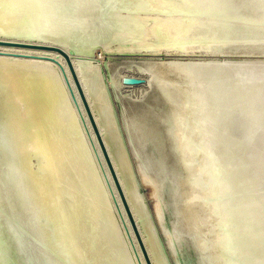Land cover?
I'll use <instances>...</instances> for the list:
<instances>
[{"label":"rangeland","instance_id":"374dc122","mask_svg":"<svg viewBox=\"0 0 264 264\" xmlns=\"http://www.w3.org/2000/svg\"><path fill=\"white\" fill-rule=\"evenodd\" d=\"M158 1L95 0L94 14L100 45L91 48L92 55L70 52L72 63L77 71L103 143L106 144L110 159L125 192L127 202L131 207L134 220L137 222L152 264H259L261 259L254 262L256 259H254L252 251L250 253V250L248 251V248L243 246L246 245L244 240L241 241L242 244L239 243L240 250L243 252H240L242 256L240 255V259H236L237 262L232 263L234 257L225 250L221 238L227 224L233 221L231 222L226 216H222L216 202L218 199L213 195V188L210 184L211 174L208 169H210L211 162L209 161L217 159L209 160L200 157L201 160L198 157L193 159L196 157L193 155V158L187 160L189 154L186 148H188L189 143L193 142L188 138V135L185 136L186 133H181L184 132L181 128L180 133L185 136L184 139L187 141L180 144L175 126L172 124L174 115L171 110H174L175 104L180 103L178 102L180 99L186 102L185 106L187 107L186 97L190 92V86L188 79L181 72L182 70L177 68V66H181L180 69L184 67V72L191 74L192 78L195 73V78H190V80L197 87V94H199L198 96L206 110L202 125L207 132L206 134L212 140L211 145L216 143L215 147L213 146L214 150L220 152L221 162L218 160L219 167L222 171L224 169V172L226 170L225 180L228 182L226 183L231 185V182L234 184L236 181L231 188V191H235L233 196L235 199L233 198L232 204L235 207L234 210L237 211L234 221L237 220L242 224L245 219L242 220L241 218L246 213L256 211L257 206L260 207L262 203L264 204V144H262V140L264 143V135L261 136V134H264V114H262L264 113V0H184L193 3V6L188 5L192 7V9L188 8L190 10L186 9L189 2L185 5L183 0H171L170 4L168 3L170 0ZM173 3L176 4L172 5ZM180 4L185 6L183 10L181 9L182 13L179 11V8L182 7ZM170 5L171 7H169ZM168 7L171 10L174 9L173 13L171 10L166 9ZM193 7L196 9H193ZM185 9L186 12H184ZM192 10L194 13H191ZM222 10L224 11L222 12ZM142 15L147 16L148 23L141 20ZM178 15L182 18L175 17ZM192 17L194 18L192 19ZM181 19L182 23L183 21L189 22L188 24H191L192 27L188 26L187 30L186 26L181 25ZM138 20H140V23L142 21L141 26ZM153 20L158 21L155 23L156 21ZM161 22L164 23L162 27H160ZM166 22L171 23L168 26L169 28L166 26L168 29L165 27ZM179 25L184 27L183 30H186V32L182 31V27H180L181 30L178 29L177 26ZM147 26H152V29L146 36L144 33L146 34ZM138 27L139 29H137ZM171 27H173V30ZM142 28L146 29L143 30ZM138 30H142L141 32L144 33ZM214 36L216 39H214ZM211 37L213 38L212 41H215L212 46L198 47L196 45L200 41L211 40ZM23 52L24 49L1 48L0 58L38 62L31 58L16 57L12 54ZM26 52L49 55L64 65L63 60L56 52H54L55 54L52 52V54L39 50L38 53L25 50ZM40 64L46 65L52 71L56 70L55 67L45 62ZM172 64L176 67L174 68ZM205 64H208V66ZM53 65L57 67L60 80L66 88L64 90L70 106L74 110V114L78 116L83 135L81 136L82 140L84 139V145L89 149L87 152L90 154L89 157L92 158V163L94 162L96 175L100 178L102 190L105 193L119 232L121 231L120 235L124 240L132 264H144L141 261L142 255L138 250L135 238H133L129 223L127 222L130 235H128L123 222H121L113 199L115 193L119 201L117 192L114 190L111 177L107 174L101 152L98 151L93 135L91 136V128L88 129L89 122L84 115L86 125L83 123L77 102L70 95L68 84L61 69L56 64ZM190 66H194V69H190ZM197 66L203 69L200 68L199 70ZM57 70L54 72L56 73ZM191 70L195 72L193 71V73ZM67 75L69 76L68 72ZM124 76H137L142 78L144 82L134 85L126 84L121 81ZM197 78L202 81L196 80ZM200 81L201 83H199ZM200 85L202 88H200ZM201 90L203 91L202 94H200ZM212 90L214 94L211 93ZM222 93L227 94L224 96ZM209 95L210 100L208 99ZM214 95L219 97L215 98ZM205 97L208 101L205 100ZM212 97H214V100ZM211 100L213 105L210 103ZM251 100H254L255 103ZM77 101L83 113L78 98ZM243 101L244 103H242ZM150 105H154L155 108H158L157 111L161 110L162 113H156V116L152 118L155 120V125L152 126L149 133L148 131L146 133L143 132V124L146 118L139 116V114L147 111ZM254 107L257 109L256 111ZM213 108L215 112H213ZM182 109V112L178 110L176 119L181 118L183 115H186L183 118L190 117L187 108L183 107ZM232 116L233 118H230ZM235 119L237 122H235ZM220 122L225 123L222 125ZM256 128L263 129L261 131ZM186 129L192 131L191 127L186 126ZM221 130L222 132H220ZM258 132L260 133L258 134ZM219 133H222L220 134L222 136ZM210 135H213V138ZM257 137L259 139L262 137V139L259 140ZM235 153L238 156H235L237 155ZM199 160L201 165L197 164L200 162ZM224 160H228V162L225 163ZM198 169L203 175L199 174ZM197 173L199 175H196ZM203 176L206 182L210 180L207 185L205 179L202 178ZM109 183L112 184L114 193L111 191ZM191 185H193L196 192L192 193ZM209 185L210 187L207 188ZM241 187H243L242 190ZM201 190H208V193L203 192L200 194ZM240 194L248 196L243 197ZM251 201L254 204H251ZM240 205L242 206L239 207ZM119 207H121L120 203ZM121 209L123 211V207ZM208 212L211 214L209 215ZM258 255L259 253L256 257Z\"/></svg>","mask_w":264,"mask_h":264},{"label":"water","instance_id":"95a60500","mask_svg":"<svg viewBox=\"0 0 264 264\" xmlns=\"http://www.w3.org/2000/svg\"><path fill=\"white\" fill-rule=\"evenodd\" d=\"M94 8L95 0H0V48L62 56L143 262L152 264L69 54L100 45ZM233 222L223 245L242 241ZM0 264H132L55 72L8 58H0Z\"/></svg>","mask_w":264,"mask_h":264},{"label":"bare ground","instance_id":"6f19581e","mask_svg":"<svg viewBox=\"0 0 264 264\" xmlns=\"http://www.w3.org/2000/svg\"><path fill=\"white\" fill-rule=\"evenodd\" d=\"M133 1V0H132ZM143 1V0H142ZM152 1H154V2H156V1H158V0H152ZM162 1V0H161ZM177 1V0H176ZM184 1V0H183ZM192 1V0H191ZM191 1H187V2H185V5H186V3H188L187 4V6L188 5H191V6H193V3L191 2ZM212 1V0H211ZM130 2V1H129ZM146 2V1H145ZM144 2V3H145ZM159 2V1H158ZM163 2V1H162ZM175 2V1H174ZM179 2V1H178ZM216 2V1H215ZM160 3V2H159ZM169 4L171 3V0H170V2H168ZM192 3V4H191ZM196 3V2H195ZM174 4H176V3H173L172 5H174ZM200 4H201V2H200ZM213 4V3H212ZM181 6H182V4H180ZM179 5V6H180ZM203 5V4H202ZM178 6V7H179ZM191 6H188V7H186V9H188L189 7H190V9H192V7ZM196 6V5H195ZM200 6V5H199ZM225 6V5H224ZM135 7V6H134ZM169 7H171V5L169 6ZM166 8V9H168V10H171L170 8ZM183 7H185V6H182V7H180L179 9V11H180V13H182L181 12V9L183 10L184 8ZM219 7V6H218ZM226 7V6H225ZM157 8V7H156ZM174 8H176V7H174ZM195 7H193V9H194ZM197 8H198V4H197ZM201 8V7H200ZM222 8H224V7H222ZM161 9V8H160ZM164 9V8H163ZM186 9H185V11L184 12H186ZM190 9H188V10H190ZM196 9V8H195ZM206 9V8H205ZM158 10V9H157ZM165 10V9H164ZM173 10L174 9H172L171 11H172V13H173ZM177 12H178V10L177 9H175ZM187 10V11H188ZM219 10V9H218ZM176 11H174V12H176ZM196 11V10H195ZM204 11V10H203ZM224 10H222V12H223ZM164 12V11H163ZM191 12V11H190ZM202 12V11H201ZM167 13V12H166ZM189 13V12H188ZM191 13H194V11L192 10V12ZM196 13V12H195ZM227 13H228V11H227ZM143 14V13H142ZM199 14H201V13H199ZM198 14V15H199ZM145 15V14H144ZM162 15V14H161ZM180 15V14H179ZM175 16V17H177L178 19H180L179 17H181L182 18V16ZM197 15V14H196ZM218 15V14H217ZM224 16H225V14H223ZM230 15V14H229ZM129 16V15H128ZM151 16V15H150ZM163 16V15H162ZM165 16V15H164ZM174 16V15H173ZM200 16H202V15H200ZM221 16V15H220ZM134 17V16H133ZM141 17V16H140ZM153 17V16H152ZM151 17V18H152ZM185 17V16H184ZM188 17V16H187ZM191 17V16H190ZM189 17V18H190ZM195 17V16H194ZM194 17H192V19L194 18ZM197 17V16H196ZM227 17H228V14H227ZM158 18V17H157ZM166 18H168V17H166ZM188 18V19H189ZM129 19V18H128ZM176 19V18H175ZM187 19V20H188ZM196 19V18H195ZM141 20L144 22L145 21V23H148V21H147V16H143L142 15V17H141ZM173 20V19H172ZM203 20V19H202ZM224 20V19H223ZM129 21V20H128ZM142 21H141V23H142ZM154 22L156 21V20H153ZM158 21V20H157ZM157 21L155 22V23H157ZM169 21H170V17H169ZM185 21H186V19H185ZM225 21V20H224ZM132 22V21H131ZM130 22V23H131ZM138 22H139V24H140V26L142 25L141 23H140V20H138ZM159 22H160V20H159ZM158 22V23H159ZM175 22V21H174ZM180 22V21H179ZM196 22V21H195ZM154 23V24H155ZM162 23V22H161ZM181 23H182V19H181ZM184 23H186V24H184ZM189 22H184L183 21V23L181 24L182 26L184 25V26H186V29L188 30V26H190V27H192L191 26V24H188ZM194 23V22H193ZM197 23V22H196ZM134 24V23H133ZM132 24V25H133ZM171 24V23H170ZM169 24V22H166L165 23V27L167 26H169L170 25ZM180 24V23H179ZM188 24V25H187ZM224 24V23H223ZM127 25H129V24H127ZM164 25V23H162V25L160 26V27H162ZM172 25H173V23H172ZM174 25H176V24H174ZM193 25H196V24H193ZM203 25V24H202ZM221 25V24H220ZM135 26V25H134ZM182 26H177L178 27V29L180 28V27H182ZM197 26V25H196ZM206 26H208V25H206ZM129 27H131V26H129ZM128 27V28H129ZM148 28H147V30H146V34L144 33V32H141L142 30H138V31H140L141 33H144V35H146L147 36V34H148V32L150 31V29H152L151 27H149V26H147ZM156 27H158V26H156ZM166 27V28H167ZM174 27V26H173ZM173 27H171L172 28V30H173ZM134 28V27H133ZM164 28V27H163ZM166 28H165V30H166ZM169 28V27H168ZM167 28V29H168ZM136 29V28H135ZM137 29H139V27L137 28ZM136 29V30H137ZM143 30H145L144 28H142ZM184 29V27H182V31H184L183 30ZM197 29H198V27H197ZM134 30V29H133ZM159 30V29H158ZM164 30V29H163ZM180 30H181V28H180ZM131 31H132V29H131ZM179 31V30H178ZM177 31V32H178ZM140 32H139V34H140ZM159 32V31H158ZM168 32H169V30H168ZM184 32H186V30L184 31ZM155 33V32H154ZM187 34H188V32H187ZM172 35H174V34H172ZM143 36V35H142ZM146 36H144V37H146ZM203 36V35H202ZM143 38V37H142ZM212 38V37H211ZM210 38V39H211ZM214 39H216L215 38V36H214ZM220 39V38H219ZM213 40V38L211 39V40H203V41H200L198 44H196L198 47H206V46H212L213 44H214V42L215 41H212ZM140 42V41H139ZM232 42V41H231ZM137 43V42H136ZM219 44H221V43H219ZM218 44V45H219ZM197 46H195V47H197ZM220 47V46H219ZM210 48V47H209ZM1 49V48H0ZM4 49V48H3ZM7 49H10V48H7ZM211 49V48H210ZM14 50V49H13ZM16 50V49H15ZM39 51H43V50H39ZM24 52H25V50H24ZM37 53H38V51H36ZM48 52H50V51H45V53H48ZM55 52V51H54ZM53 52V53H54ZM26 53H28V52H26ZM50 53H52V52H50ZM52 53V54H53ZM57 53V52H56ZM29 54H34L33 52L32 53H30L29 52ZM36 54V53H35ZM38 54H41V53H38ZM55 54V53H54ZM59 56H60V59H62L63 60V63H64V65H62L57 59V62H51V61H48V60H44V59H34V58H31V59H34V60H37L38 62L37 63H42V62H45V63H47V64H49V65H52L53 67H55L56 68V70H57V67L56 66H54L53 64H56L60 69H61V71H62V73H63V75H64V79H65V81L67 82V84H68V89H69V92H70V95L75 99V101L77 102V105H78V108H79V112L81 113V117H82V121H83V123L86 125V120H85V118L87 119V121H88V118H87V115H86V113L85 112H81V109H80V104H78V101H77V98L80 100V98L78 97V94H77V92H76V89H75V86H74V83H73V85H72V80H71V78H69L70 77V75L68 76L67 75V72H68V69H67V67H66V64H65V61H64V59L62 58V56L59 54V53H57ZM58 56V57H59ZM11 58V57H10ZM41 60H43V61H41ZM25 61H27V60H25ZM41 61V62H40ZM33 62H35V61H33ZM229 63V62H228ZM182 64V63H181ZM188 65V64H187ZM189 65H192V64H189ZM197 65V64H196ZM205 65H207L208 66V64H205ZM234 65V64H233ZM66 68H65V67ZM172 66L175 68L176 67V65H174V64H172ZM182 66H184V64H182ZM199 66V65H198ZM197 66V67H198ZM203 66V65H202ZM206 66V67H207ZM229 66V65H228ZM188 67V66H187ZM194 67V66H193ZM193 67H189L190 69L192 68V69H194ZM196 67V66H195ZM177 68H179V70H182L181 72H183L184 73V75H185V77H186V79H188V82H189V86H190V92L187 94V107L185 106L186 105V102L183 100V99H180L178 102H180L179 104H180V106H179V104L177 105V104H175L176 106H175V108H174V110H171L172 111V113H173V115H174V118H172V124H173V126H175L174 128H175V131H176V134H177V136H178V140H179V142H180V144H182L183 142L185 143L187 140H185L184 138H185V136H187L188 135V138H190L191 139V141L193 142V143H189L188 144V148H186L188 151V154L189 155H187V156H189V158L187 157V160H189V159H191V158H193V155L194 156H196L195 158H193V159H196L197 157L199 158H207V159H209V160H214L215 158L217 159V160H214V161H209V162H211V164H210V169H208L209 170V172H210V174H211V188H213V195L218 199L216 202H217V206H219V209H220V212H221V214H222V216H226L231 222L232 221H234L235 219H236V216H237V211H235L234 209H235V207L233 206V200L235 199L233 196H234V190H232L231 191V188H232V182L230 183L231 185H229V184H227L228 182L225 180V175H226V170H225V172H224V169H223V171L220 169V167H219V161H220V157H221V155H220V152L218 153V151H216V149L214 150V145L216 144H214V145H211V143H212V140H210V138H209V136L206 134L207 132L204 130V126L202 125L203 124V117H204V115H205V112H206V110L204 109V104L202 103V100L199 98V94H197V87H195L194 85H193V81H191L190 80V78H192V75L191 74H188V72L186 73V72H184L185 71V69H184V67H182V69H180L181 68V66H177ZM199 68V70H200V68H202V67H198ZM197 68V69H198ZM225 68H227L226 66H225ZM203 69V68H202ZM201 69V70H202ZM205 69H207V68H205ZM56 70H53V71H56ZM187 70V69H186ZM233 70V69H232ZM192 71V70H191ZM194 71V70H193ZM192 71V72H193ZM197 71V70H196ZM195 72V71H194ZM193 72V73H194ZM192 73V74H193ZM56 74V76H57V78H58V81H59V83H61V86H62V89H63V92H64V95H65V98H67L66 96H67V94H66V92H65V90H64V85H63V83L61 82V78H60V74H59V72H58V70H57V72L55 73ZM68 74H69V72H68ZM247 74V73H246ZM194 75V77L192 78V79H194L195 78V73L193 74ZM191 76V77H190ZM242 76V75H241ZM240 76V77H241ZM246 77V76H245ZM248 77V76H247ZM199 78V77H198ZM196 79V80H201V79ZM250 78V77H249ZM70 79V80H69ZM251 79V78H250ZM242 80H244V79H242ZM252 80V79H251ZM185 81V80H184ZM202 81V80H201ZM201 81L199 82V83H201ZM252 82H253V80H252ZM252 82H251V84H252ZM197 83V85H199L198 84V82H196ZM248 83V82H247ZM187 84V83H186ZM244 84V83H243ZM161 85V84H160ZM202 85V84H201ZM201 85H200V88H202L201 87ZM216 86V85H215ZM219 86V85H218ZM249 86H251V85H249ZM161 87V86H160ZM183 87V86H182ZM199 87V86H198ZM217 87V86H216ZM205 88V87H204ZM220 88V87H219ZM66 89V88H65ZM185 89V88H184ZM187 89V88H186ZM199 89V88H198ZM218 89V88H217ZM221 89V88H220ZM75 90V91H74ZM164 90V89H163ZM203 90V89H202ZM201 90V91H202ZM206 90V89H205ZM211 90V89H210ZM214 90V89H213ZM212 90V94H214L213 91ZM216 90V89H215ZM223 90V89H222ZM216 92H218V91H216ZM222 92V91H221ZM220 92V93H221ZM169 93V92H168ZM203 93V91L200 93V94H202ZM210 93V94H211ZM69 94V93H68ZM207 94V93H206ZM205 94V95H206ZM209 94V93H208ZM211 94V95H212ZM216 94V93H215ZM223 94V93H222ZM225 94H227V93H225ZM225 94H223L224 96H225ZM76 95H77V98H76ZM184 95H185V93H184ZM220 95V94H219ZM171 96V95H170ZM208 96V95H207ZM213 96V95H212ZM218 96V95H217ZM217 96H215L214 95V97L216 98ZM223 96V97H224ZM245 96H247V95H245ZM256 96V95H255ZM254 96V97H255ZM214 97H212L213 98V100H214ZM219 97V96H218ZM244 97V96H243ZM258 97V96H257ZM204 98V97H203ZM210 98V95H209V97H208V99ZM222 98V97H221ZM226 98V97H225ZM224 98V99H225ZM228 98V97H227ZM244 98H247V97H244ZM249 98V97H248ZM72 99V98H71ZM240 99H242V98H240ZM205 100H207L206 99V97H205ZM210 100V99H209ZM215 100H217V99H215ZM227 100H230V99H227ZM244 100V99H243ZM250 100V99H249ZM257 100V99H256ZM255 100V101H256ZM67 101H68V98H67ZM208 101V100H207ZM245 101V100H244ZM244 101L242 102V103H244ZM247 101V100H246ZM252 101V100H251ZM74 102V101H73ZM80 102H81V100H80ZM79 102V103H80ZM162 102V101H161ZM177 102V101H176ZM176 102H174V103H176ZM215 102V101H214ZM217 102V101H216ZM253 103H255L254 102V100L252 101ZM164 103V102H163ZM211 104H212V100H211V102H210ZM241 103V104H242ZM247 103V102H246ZM250 103V102H249ZM68 104H69V108H70V111H71V114H73V116H74V119H75V122H76V125H77V128L79 129V131H80V134H81V136H83L82 135V131H81V129H80V123H79V119H78V116L76 115V114H74V110L71 108V106H70V102L68 101ZM95 104V103H94ZM206 104V103H205ZM239 104V103H238ZM74 105H75V103H74ZM81 105H82V103H81ZM98 105V104H97ZM210 105V104H209ZM213 105V104H212ZM217 106H219L218 104H216ZM215 105V106H216ZM96 106V105H95ZM221 106H222V104H221ZM247 106V105H246ZM99 107V106H98ZM183 107H185V108H187V112H189V115H190V117H188V118H183V116H186V115H183L181 118H178V119H176V115H177V113H178V110L180 111V112H182L183 111ZM210 107H211V105H210ZM248 107V106H247ZM97 108V107H96ZM179 108V109H178ZM224 108V107H223ZM249 108H251V107H249ZM82 109H83V106H82ZM98 109V108H97ZM178 109V110H177ZM209 109H211V108H209ZM215 109H217V108H215ZM254 109H255V111L257 110L255 107H254ZM77 110V109H76ZM158 110V108L156 107H154V105L152 106V105H150V107L147 109V111H145L144 113L142 112V113H140L139 114V116H144L146 119L144 120V124H143V132H146L147 133V131H148V133L150 132V130H151V128H152V126L153 125H155V120H153L152 118L153 117H155L156 116V113L157 112H161L162 113V111L160 110V111H157ZM222 110V109H221ZM83 111H84V109H83ZM209 111V110H208ZM212 111V110H211ZM224 111V110H223ZM213 112H215V110H214V108H213ZM220 112V111H219ZM218 112V113H219ZM242 112V111H241ZM258 112V111H257ZM212 113V112H211ZM261 113V112H260ZM259 113V114H260ZM181 114V113H180ZM213 114V113H212ZM215 114V113H214ZM225 114V113H224ZM251 114H252V112H251ZM258 114V115H259ZM262 114H264V113H262ZM84 115H85V118H84ZM230 115V114H229ZM179 116V115H178ZM215 116V115H214ZM224 116H226V115H224ZM211 117H213V116H211ZM221 117V116H220ZM229 117V116H228ZM133 118H134V116H133ZM216 118V117H215ZM230 118H233V116L232 117H230ZM230 118H227V119H230ZM236 118V117H235ZM135 119V118H134ZM209 119V118H208ZM208 119H206V120H208ZM241 119V118H240ZM262 119V118H261ZM211 120V119H210ZM215 120V119H214ZM236 120V119H235ZM237 120H238V118H237ZM237 120L235 121V122H237ZM263 121H264V119H263ZM263 121H262V123H263ZM89 122V121H88ZM207 122H209V120L207 121ZM211 122H213V121H211ZM217 122V121H216ZM223 122V121H222ZM225 122H226V120H225ZM224 122V123H225ZM234 122V121H233ZM234 122V123H235ZM241 123H242V121H240ZM239 122V123H240ZM224 123H221L220 122V124H224ZM229 123V122H228ZM233 123V124H234ZM244 123V122H243ZM260 123H261V121H260ZM82 124V123H81ZM148 124H150V125H148ZM216 124V123H215ZM218 124V123H217ZM216 124V125H217ZM245 124V123H244ZM208 125V124H207ZM230 125H231V123H230ZM235 125V124H234ZM183 126V127H182ZM186 126H188V128L189 127H191L192 128V131L190 130V131H188L187 129H186ZM214 127H215V125H213ZM219 126V125H218ZM240 126V125H239ZM258 126H260L259 124H258ZM264 126V125H263ZM83 127V126H82ZM208 127V126H207ZM217 127V126H216ZM219 127H222V126H219ZM243 127V126H242ZM257 127V126H256ZM91 127H90V124H88V129H90ZM181 128H183V130H184V132L182 131L181 133H186V135L184 136L183 134H181L180 133V129ZM213 128V127H212ZM259 128V127H258ZM264 128V127H263ZM262 128V129H263ZM83 129V128H82ZM217 129V128H216ZM257 129V128H256ZM262 129H257V130H261L262 131ZM211 130V129H210ZM209 130V131H210ZM218 130V129H217ZM256 130V131H257ZM85 131V130H84ZM90 131H91V136L93 135V139H94V142H95V144H96V146H97V148H98V151L100 152V148H99V145L97 144V141H96V139H95V136H94V133H93V130L92 129H90ZM255 131V132H256ZM218 132H219V130H218ZM220 132H222V130L220 131ZM229 133H231V132H229ZM260 132H258V134H259ZM264 133V132H263ZM220 134H222V133H219V135ZM223 135H225V134H223ZM264 134H261V136H263ZM87 136V135H86ZM211 136V138H213L212 136L213 135H210ZM220 136H222V135H220ZM231 136V135H230ZM226 137V136H225ZM84 138V137H83ZM218 138V137H217ZM229 138V137H228ZM246 138V137H245ZM258 138V137H257ZM256 138V139H257ZM264 138V137H263ZM214 139H215V137H214ZM213 139V140H214ZM223 139V138H222ZM259 139V138H258ZM260 139H262V137L260 138ZM259 139V140H260ZM88 140V139H87ZM220 140V139H219ZM227 140V139H226ZM216 141H218V140H216ZM222 141V140H221ZM232 141V140H231ZM89 142V141H88ZM257 142H258V140H257ZM83 143L85 144V141H84V139H83ZM220 143V142H219ZM235 143V142H234ZM250 143V142H249ZM187 144V143H186ZM221 144H222V142H221ZM220 144V145H221ZM223 144H224V140H223ZM222 144V145H223ZM261 144V143H260ZM262 144H264L263 143V140H262ZM185 145V144H184ZM226 145V144H225ZM258 145V144H257ZM91 146V145H90ZM214 146V147H213ZM259 146H261V145H259ZM264 146V145H263ZM220 147V146H219ZM219 147H217V148H219ZM223 147H224V145H223ZM235 147V146H234ZM248 147V146H247ZM262 147V146H261ZM87 148V147H86ZM91 148H92V146H91ZM237 148H239V147H237ZM236 148V149H237ZM221 149V148H220ZM223 149V148H222ZM225 150V149H224ZM241 150V149H240ZM239 150V151H240ZM243 150V149H242ZM87 151H89V149L87 148ZM92 151V150H91ZM186 151V150H185ZM262 151V150H261ZM186 152V153H187ZM248 152V151H247ZM185 153V152H184ZM93 154V153H92ZM235 154H237V153H235ZM88 155H90V154H88ZM94 155H95V153H94ZM99 155V154H98ZM185 155V154H184ZM252 155V154H251ZM254 155V154H253ZM102 156V155H101ZM225 156V155H224ZM223 156V157H224ZM230 156V155H229ZM232 156V155H231ZM230 156V157H231ZM235 156H238V154L237 155H235ZM249 156V155H248ZM258 156V155H257ZM226 157V156H225ZM228 157V156H227ZM234 157V156H233ZM232 157V158H233ZM241 157V156H240ZM243 157V156H242ZM91 158V157H90ZM199 158V159H200ZM235 159H236V157H234ZM96 159V158H95ZM186 159V158H185ZM200 159V160H201ZM241 159V158H240ZM244 159V158H243ZM248 159H249V157H248ZM90 160H92V158L90 159ZM102 160H103V158H102ZM199 160V161H200ZM219 160V161H218ZM104 161V160H103ZM193 161V160H192ZM195 161V160H194ZM198 161V162H199ZM231 161H234V160H231ZM98 162V161H97ZM221 162V161H220ZM224 162L226 163V162H228V160L227 161H225L224 160ZM223 162V163H224ZM230 162V161H229ZM234 162H236V161H234ZM187 163V162H186ZM194 163V162H193ZM201 163V161L199 162V163H197V164H200ZM246 163V162H245ZM228 164H230V163H228ZM239 164V163H238ZM243 164V163H242ZM93 165H94V162H93ZM201 165V164H200ZM203 165V164H202ZM234 165V164H233ZM237 165V164H236ZM245 165V164H244ZM243 165V166H244ZM104 166H106V164H105V161H104ZM230 166V165H229ZM197 167V166H196ZM198 167H199V169H200V171H201V168H200V166L198 165ZM238 167V166H237ZM246 167V166H245ZM245 167H244V169H245ZM95 168V167H94ZM222 168V167H221ZM199 169H198V172H199ZM229 169H230V167H229ZM238 169V168H237ZM106 170H107V167H106ZM196 170V169H195ZM231 171H232V169H230ZM197 171V170H196ZM202 171H203V169H202ZM101 172V171H100ZM194 173V172H193ZM204 173V172H203ZM206 173V172H205ZM204 173V174H205ZM232 173V172H231ZM96 174H97V172H96ZM107 174L109 175V173H108V170H107ZM199 174L200 175H203V174H201L200 172H199ZM198 173L196 174V175H199ZM207 174V173H206ZM244 174V173H243ZM195 175V176H196ZM208 175V174H207ZM206 175V176H207ZM229 175V174H228ZM232 175V174H231ZM236 175V174H235ZM237 176V175H236ZM241 176V175H240ZM244 176V175H243ZM246 177V176H245ZM99 178V177H98ZM202 178H204V176L202 177ZM202 178H200V180H202ZM209 178V177H208ZM236 178V177H235ZM242 178V177H241ZM100 179V178H99ZM194 179V178H193ZM195 179H196V177H195ZM205 179V178H204ZM104 180V179H103ZM112 180V179H111ZM208 180V179H207ZM228 180V179H227ZM202 181H204V180H202ZM208 181V182H209ZM193 182H194V180H193ZM208 182H206V179H205V184L207 185V183ZM227 182V183H226ZM235 183H236V181H235ZM234 183V184H235ZM243 183V182H242ZM113 184V183H112ZM112 184H110L109 183V185L111 186V191H113V189H112ZM192 184V183H191ZM202 184H203V182H202ZM233 184V185H234ZM103 185V184H102ZM230 186L229 188H228V186ZM239 186V185H238ZM245 186V185H244ZM251 186V185H250ZM114 187V186H113ZM196 187V186H195ZM210 187V185L207 187V188H209ZM239 188H240V186H239ZM242 188L243 187H241V190H242ZM246 188V187H245ZM191 189H192V193H194V191H195V189L193 188V185H191ZM196 189H198L197 187H196ZM235 189H236V187H235ZM251 189V188H250ZM115 190V189H114ZM199 190V189H198ZM197 190V191H198ZM210 190V189H209ZM245 190H248V189H245ZM244 190V191H245ZM208 191V190H207ZM207 191H200V194L201 193H203V192H207ZM117 192V191H116ZM196 192V191H195ZM199 192V191H198ZM211 192V191H210ZM237 192V191H236ZM246 192H248V191H246ZM113 193H114V191H113ZM205 193H204V195H205ZM208 193V192H207ZM212 193V192H211ZM230 193V194H229ZM242 193H244V192H242ZM248 193H250V192H248ZM240 195H243V197L246 195H244V194H240ZM251 195V194H250ZM114 197H113V199H114V203H115V206L117 207V209H118V214H119V216H120V219H121V222H123V225L125 226V229H126V232L128 233V235H130L129 234V226H128V224H127V219L124 217V215H125V213H124V210L122 211V209H121V207H119V201L117 200V198H116V196H115V193H114V195H113ZM196 196V195H195ZM246 196H248V195H246ZM117 197H118V194H117ZM109 198V197H108ZM215 198V199H216ZM234 198V199H233ZM237 198H239V197H237ZM246 198V197H245ZM253 198V197H252ZM255 198V197H254ZM107 199V198H106ZM260 201H261V199H259ZM235 201H237V200H235ZM240 201V200H239ZM242 201V200H241ZM253 201H254V199H253ZM238 202V201H237ZM248 202H249V200H248ZM254 202H256V201H254ZM258 202V201H257ZM212 204H213V202H211ZM244 203H245V201H244ZM260 203V202H259ZM219 204V205H218ZM248 204V203H247ZM250 204V203H249ZM251 204H254L252 201H251ZM250 204V205H251ZM264 204L262 203V206H257L258 208H257V210L256 211H253V212H248V214L246 213V215H244L241 219L243 220V219H245V220H243L242 221V229L240 230V232H239V234H240V236H242V240H244L245 241V243H246V245H243V246H246L247 248H248V251L250 250V253H251V251H252V255H253V257H254V259H256V260H254V262H256L258 259H261V261H260V263L259 264H264V206H263ZM120 206H121V204H120ZM236 206V205H235ZM242 205H240L239 207H241ZM209 207H210V205H209ZM211 207H212V205H211ZM234 207V208H233ZM143 209V208H142ZM253 209V208H252ZM255 209V208H254ZM212 210V209H211ZM237 210V209H236ZM239 210V209H238ZM246 211V210H245ZM208 214L210 215L211 213H209L208 212ZM246 216V217H245ZM204 217H205V215H204ZM216 217V216H215ZM245 217V218H244ZM206 218H207V216H206ZM217 218V217H216ZM219 218V217H218ZM205 220V219H204ZM117 221V220H116ZM129 223V222H128ZM232 223H234V222H232ZM121 232V231H120ZM239 237V236H238ZM240 244H242V243H240ZM240 244H236V242L234 241V238L232 239V237H229V242L227 243V244H224L223 246H224V248H225V250L226 251H228L232 256L234 255V253L236 254V255H234L233 257V260H232V263H234L235 261L237 262V260L238 259H240L239 257H240V252H242L241 250H240ZM241 248H242V246H241ZM244 248V247H243ZM248 251L246 250V252L248 253ZM237 252H238V255H237ZM246 252H244V253H246ZM243 253V252H242ZM257 253H259V255H258V257H256V255H257ZM237 256V257H236ZM242 256V255H241ZM244 257V256H243ZM248 257V256H247ZM250 257V256H249ZM256 257V258H255ZM237 259V260H236ZM141 261H143V259H141ZM253 262V263H254ZM144 263V262H143ZM257 264V263H256Z\"/></svg>","mask_w":264,"mask_h":264}]
</instances>
